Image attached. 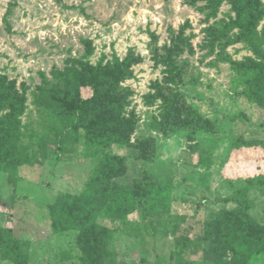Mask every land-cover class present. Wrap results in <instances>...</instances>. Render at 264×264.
Masks as SVG:
<instances>
[{
    "label": "rangeland",
    "instance_id": "374dc122",
    "mask_svg": "<svg viewBox=\"0 0 264 264\" xmlns=\"http://www.w3.org/2000/svg\"><path fill=\"white\" fill-rule=\"evenodd\" d=\"M260 177L264 0H0V264H264Z\"/></svg>",
    "mask_w": 264,
    "mask_h": 264
},
{
    "label": "trees",
    "instance_id": "16d2710c",
    "mask_svg": "<svg viewBox=\"0 0 264 264\" xmlns=\"http://www.w3.org/2000/svg\"><path fill=\"white\" fill-rule=\"evenodd\" d=\"M243 38L246 42L249 43L250 47H254V43L250 34V31L245 29L243 26L240 28ZM254 55H258L259 57H263V53L261 51H252ZM21 114V109L18 108L13 110L8 116H5L2 119L3 123V131L5 130V135L7 137L13 138L15 134L18 132V121L17 117ZM257 182L264 181V177H260L255 179ZM93 217L89 219H81V221H77L78 219L71 220H63L59 219L57 221V225L60 229L64 230H75V229H83L86 228L89 220H92ZM259 238L258 235L251 232L250 240L255 242ZM256 245L259 248L264 247V240H257ZM0 258L3 260H9L12 262H19L20 255L15 250V241L12 239V230L10 228L0 229Z\"/></svg>",
    "mask_w": 264,
    "mask_h": 264
}]
</instances>
